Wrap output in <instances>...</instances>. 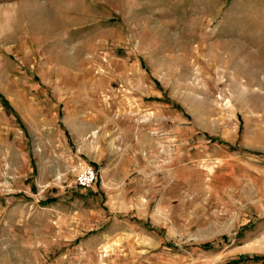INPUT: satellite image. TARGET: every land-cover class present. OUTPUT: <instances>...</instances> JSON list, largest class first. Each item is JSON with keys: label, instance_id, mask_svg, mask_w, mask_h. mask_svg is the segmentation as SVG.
I'll return each instance as SVG.
<instances>
[{"label": "rangeland", "instance_id": "1", "mask_svg": "<svg viewBox=\"0 0 264 264\" xmlns=\"http://www.w3.org/2000/svg\"><path fill=\"white\" fill-rule=\"evenodd\" d=\"M110 96L172 114L161 215L110 211L84 159ZM0 264H264V0H0Z\"/></svg>", "mask_w": 264, "mask_h": 264}, {"label": "crops", "instance_id": "2", "mask_svg": "<svg viewBox=\"0 0 264 264\" xmlns=\"http://www.w3.org/2000/svg\"><path fill=\"white\" fill-rule=\"evenodd\" d=\"M99 84H106V88H111L108 85L112 86V83L107 81ZM67 88L70 89L71 86L68 85ZM130 103L134 105L131 100ZM136 104L135 108L122 107L125 105L123 99L111 97L107 104H102L99 109L79 107L76 117L82 121L84 159L100 169L99 188L108 193L106 205L109 206L110 211L120 212L128 205L127 209L130 210L132 207L133 214L157 216L162 214L159 211L163 204L172 200L173 194L170 193L169 186L164 184L165 181L160 182L159 173L155 171L154 163L162 156L164 157L165 153L158 150L156 138L153 135V139L149 131L156 119H159L162 128L172 130V114L166 113L165 110L163 112L159 111L160 109L157 110L154 103L145 99L138 98ZM116 107L122 109L121 114L116 112ZM177 131L181 137L180 140L186 144L187 140L182 139V133L186 136L187 129H177ZM177 131L176 134H178ZM144 139H147V142ZM105 140L106 151L98 150L97 145L100 143L101 148L104 147ZM111 149L112 152H110ZM143 151H147L148 155H143ZM109 152L112 154L110 155ZM156 155L158 158H155ZM222 161L229 167L227 175L231 177L229 170L231 165L235 164V156L224 155ZM123 170L126 171V175ZM129 175L135 177L133 194L130 197L126 196L125 191L119 190L120 186L126 185ZM157 183L163 185L162 192L157 198L158 202L154 206L153 196H155L154 190ZM114 185L119 192L108 191V186ZM132 199L133 203L134 201L136 203L133 204Z\"/></svg>", "mask_w": 264, "mask_h": 264}, {"label": "built area", "instance_id": "3", "mask_svg": "<svg viewBox=\"0 0 264 264\" xmlns=\"http://www.w3.org/2000/svg\"><path fill=\"white\" fill-rule=\"evenodd\" d=\"M97 179V171L93 166H85L78 172V184L82 187H89Z\"/></svg>", "mask_w": 264, "mask_h": 264}]
</instances>
